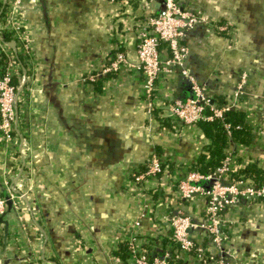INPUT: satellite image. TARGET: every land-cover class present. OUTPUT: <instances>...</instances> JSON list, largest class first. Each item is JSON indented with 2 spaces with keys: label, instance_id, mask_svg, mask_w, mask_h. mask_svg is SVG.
I'll list each match as a JSON object with an SVG mask.
<instances>
[{
  "label": "crops",
  "instance_id": "1",
  "mask_svg": "<svg viewBox=\"0 0 264 264\" xmlns=\"http://www.w3.org/2000/svg\"><path fill=\"white\" fill-rule=\"evenodd\" d=\"M161 2L20 0L13 16L31 75L19 111L24 148L0 137V195L13 200L9 211L5 205V237L0 223V264H135L113 252L136 229L148 235L143 247L167 248L171 214L203 221L205 199L188 201L176 190L209 142L198 124L180 123L170 111L174 98L191 94L190 83L174 68L159 75L147 98L136 67L138 26ZM180 6L229 26L189 29L183 68L211 97L234 99L244 75L238 109L255 137L231 143L229 153L240 166L264 167V0ZM119 55V68L103 72ZM154 153L161 171L136 191L131 172L144 171ZM223 218L228 264H264V203L231 207ZM189 234L204 241L200 228Z\"/></svg>",
  "mask_w": 264,
  "mask_h": 264
},
{
  "label": "built area",
  "instance_id": "2",
  "mask_svg": "<svg viewBox=\"0 0 264 264\" xmlns=\"http://www.w3.org/2000/svg\"><path fill=\"white\" fill-rule=\"evenodd\" d=\"M6 4L4 15L0 19V40L1 47L9 53L8 66L4 74L0 73V137L11 147H18L20 151L24 148V135L19 130L21 119L19 115L22 108V95L27 89L26 82L29 76L23 71L20 72V64L16 60V51L7 46L4 41L5 30L11 31L15 42L22 43L21 29L14 19V13L20 0H0ZM162 7L154 15L148 17L138 26L137 31V63L136 67L143 74V93L149 98L152 96L156 80L160 74H168L174 68L182 70L190 83L191 94L185 98H174L170 103V111L175 118L183 124L195 125L200 120H211L219 117L223 120V112L231 107L238 108V98L242 93L240 87L244 83V75L240 81L237 95L232 101L223 107H216L207 96L203 88L196 82L188 71L183 68V63L188 55V44L186 32L197 24H207L217 32L229 31V26L223 24H210L208 19L199 11L183 10L180 0H162ZM1 11V10H0ZM163 46V47H162ZM167 55L162 60V49ZM124 59L121 55L103 72L119 68ZM15 75L17 83L13 84L11 78ZM15 104L17 108H15ZM208 107V112L205 108ZM226 133L230 135L231 125L223 121ZM162 159L158 154H152L144 171L134 169L131 172L135 183V190H141L148 179L154 177L161 171ZM235 158L228 153L222 163L212 172L203 174L195 170H189L177 183V195L182 199L191 201L196 196L205 199L203 210V221L193 220L189 214L176 211L168 217L172 228L170 239L175 247L173 248L177 258H181V264H228L227 257L230 255V248L226 247L229 241V234L226 227L224 214L227 209L246 203L251 205L260 202L264 198L263 185H248L246 181H229L228 175L235 166ZM209 180L208 187L202 186L199 182ZM16 189L13 186L11 191ZM5 210V199L0 195V215ZM138 222L135 226L138 227ZM202 229L204 241H196L189 232L192 229ZM148 239L138 229L128 238V249L135 264H171L167 257L171 255L170 250L154 246L149 243L148 247L140 245L139 241ZM154 242V241H151ZM158 250L163 254L159 255Z\"/></svg>",
  "mask_w": 264,
  "mask_h": 264
},
{
  "label": "trees",
  "instance_id": "3",
  "mask_svg": "<svg viewBox=\"0 0 264 264\" xmlns=\"http://www.w3.org/2000/svg\"><path fill=\"white\" fill-rule=\"evenodd\" d=\"M162 7V4H161ZM161 7L158 9L160 10ZM6 8L5 3H0V19L4 15ZM12 38L11 31L5 30L4 41H10ZM1 47V40H0ZM9 53L0 50V73L4 74L8 66ZM16 60L20 64V72H24L30 76L31 71L29 69V58L25 54L21 43L17 42L16 45ZM13 84L17 83V77L13 75L11 78ZM29 81L25 85H28ZM207 95V94H206ZM208 96V95H207ZM212 104L216 107H223L228 105L232 99L225 96L211 97ZM205 112H208V107L205 108ZM223 121L228 122L230 127V135L226 133ZM203 132V135L208 139V143L204 146L203 150L197 156L195 162L188 168L189 170H195L203 174L212 173L223 161L225 156L230 152L229 146L233 142L240 143L242 145H248L255 137L253 126L246 117V112L234 107L228 108L223 112V120L219 117H214L211 120H200L197 123ZM229 181H246L248 185H263L264 184V167L258 166L256 163L250 162L245 165H239L236 163L230 175H228ZM202 186L208 187L210 181L203 180L199 182ZM259 203H264V198ZM244 206H248L246 203H241ZM163 244L167 245L171 255L167 257L171 264H181L182 259L177 258L173 248L175 245L168 237L162 238ZM128 241H120L119 246L114 250V254L127 258L130 254L128 249ZM161 248H164L161 246ZM158 254L163 253L158 250Z\"/></svg>",
  "mask_w": 264,
  "mask_h": 264
},
{
  "label": "water",
  "instance_id": "4",
  "mask_svg": "<svg viewBox=\"0 0 264 264\" xmlns=\"http://www.w3.org/2000/svg\"><path fill=\"white\" fill-rule=\"evenodd\" d=\"M7 46L10 47L11 49H13V51H16V46H15V43L13 40L8 41ZM15 108H17L16 104H15ZM13 191L16 194H20L19 191H17L16 189H13ZM3 194H4V199H5L6 210L9 211L13 206V200L11 199V197L8 194H6V192H3ZM5 211L0 215V223L4 224V237L7 234V227H8L7 222L4 221V219H3V217L6 214Z\"/></svg>",
  "mask_w": 264,
  "mask_h": 264
},
{
  "label": "rangeland",
  "instance_id": "5",
  "mask_svg": "<svg viewBox=\"0 0 264 264\" xmlns=\"http://www.w3.org/2000/svg\"><path fill=\"white\" fill-rule=\"evenodd\" d=\"M254 204H262V203L257 202V203H254ZM257 206H259V205H257ZM260 209H261V206H260Z\"/></svg>",
  "mask_w": 264,
  "mask_h": 264
}]
</instances>
